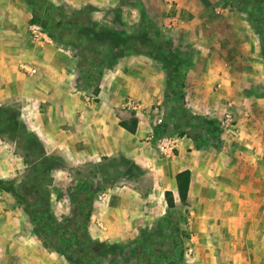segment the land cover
<instances>
[{
  "label": "rangeland",
  "instance_id": "1",
  "mask_svg": "<svg viewBox=\"0 0 264 264\" xmlns=\"http://www.w3.org/2000/svg\"><path fill=\"white\" fill-rule=\"evenodd\" d=\"M6 1L0 0V23L7 20ZM16 1L11 6L19 10ZM48 1L63 26L52 28L58 44L42 28L41 38L34 39L29 23V42L17 67L25 80L36 76L29 52L52 43L75 62L64 115L70 122L62 126L71 145L51 151L38 129L50 107L46 91L26 98L27 83L21 84L22 95L0 76V103L6 98L1 91L11 85L0 105V183L14 184L19 195L0 185V264H226L228 253L238 247L253 253L245 258L254 264L264 253V219L258 214L264 212V154L258 158L251 149V139L261 134L256 109L244 107L246 121L237 105L244 97L264 99V72L246 78L242 71L250 64L264 71L249 13L253 0H97L98 5L82 7ZM33 3L46 18L48 6ZM82 26L81 36L90 39L85 46L74 39ZM2 34L0 51L12 54ZM88 60L103 64L101 80L89 71ZM130 60L141 61V69L127 80L137 79V97L121 95L115 101L107 91L101 100L102 85L110 89ZM25 68L36 72L30 75ZM181 69L186 71L184 98L173 96L171 89ZM219 74H227L224 91L215 81ZM130 101L139 112L124 108ZM106 106L114 108L117 125L110 129L115 141L102 155L96 134L104 132L98 121ZM133 117L142 127L137 138L119 127ZM205 120L219 124V140L197 149L194 137L203 134ZM81 132L92 140L84 148L72 140ZM188 166L193 186L184 207L169 185ZM167 192L175 196L172 210ZM25 201L43 214L47 226L33 222ZM87 216L88 232L77 227ZM64 228L80 231L78 247L69 249L58 238L56 230ZM76 248L91 255L76 257Z\"/></svg>",
  "mask_w": 264,
  "mask_h": 264
},
{
  "label": "crops",
  "instance_id": "2",
  "mask_svg": "<svg viewBox=\"0 0 264 264\" xmlns=\"http://www.w3.org/2000/svg\"><path fill=\"white\" fill-rule=\"evenodd\" d=\"M50 1L53 2L55 5H72L73 7H77V6L82 7L83 3L84 4L91 3L93 5H98L97 0H50ZM11 4H13L11 0H9L8 2L6 1L3 4L4 9H5L4 15L6 16L7 20L5 22L3 21L4 23H0L1 24L0 31H2L3 33L1 35L2 38L6 39V42L8 41L7 43H5L7 44L6 47H11L12 50H14V52L10 51L11 53L12 52L13 53L9 54V51H6V48L0 51V76H2L3 79H7L8 81L10 80V82H13L12 86L17 87L16 88L17 91L21 90V92H18V93L19 94L22 93V95H25L26 90L22 89L21 84L23 82L27 83L26 85L28 89L27 91L28 97L26 98H30V96L32 95L36 96V94H39V92L42 90L46 91L45 94L48 97V102L50 104V107L47 110V114H43V115L41 114V116H43L44 119L42 123L38 126V129L41 130L42 135L46 138V141H48L51 144V147L49 148L51 151L55 150V148H57L58 146L63 147V144L69 147L71 145V143L68 140L70 137H68L67 133L64 132L65 130L62 129V126L66 127L69 121L68 118H66L64 115H66L67 113V104H68L67 101H68V96H69L68 84H69V81L72 82V79H74L76 76L75 75L76 65L74 64L75 62L70 61L71 59L69 58V56H67V54H60L61 50L56 46V44L54 43L46 44L43 48H38L36 51L32 49L29 52L28 61L29 63L32 64V68H35L36 71H38V74L34 76L33 78H28L26 80L23 79L24 77L19 73L17 64L18 62H20V58L22 59V61L24 58L22 56V52L24 49V45L27 43V40H28L26 36L27 34L26 29L28 28L30 20L32 19V15L30 14V12H28V8L25 7V5L27 4L25 3L24 5L23 1L17 0L15 3L18 6L19 10L15 9L16 6L13 7L11 6ZM22 17H24V23L21 22L22 24L19 25L18 23L22 19ZM257 46H258L257 49H259V44ZM258 53L259 51L256 54ZM130 63H131L130 68L126 70V72H119L120 78L119 77L117 78V80L115 81V84L110 89L107 88V86L106 88H103V85H102L101 93H100L101 100H103V96L106 95L105 93H107V91L108 92L112 91L111 93H109V95L110 94L113 95V100L115 101L116 99L121 100L119 98V96L121 95H122V99L125 95L137 97L139 89L137 91H134L138 87L136 86V89L134 88V85H137L134 81H136L137 79L131 78L129 81L127 80L129 79L128 78L129 75L135 76L137 74V70L141 69L140 67L141 61L136 62V60H132V61L130 60ZM144 63H146L144 65H146V68H147L149 66L148 63L147 62H144ZM247 64L249 63L247 62ZM242 71H244V77L246 78H250L248 76L251 73L264 72L263 69L259 66V64L256 67L251 64L250 66H244V68H242ZM220 73H222V71H220ZM121 75H122V78H121ZM43 77H45L44 80H43ZM239 78H241V76H239ZM226 80H227V74L226 75L219 74L218 76H215L216 83L219 84L220 88H223L222 89L223 91L224 89H227L226 87L224 88V84ZM41 81H43L42 82L44 83L43 85L40 84ZM10 87L11 85L6 86L3 89V91H1L2 96L4 97L6 96V98H3L4 100L2 101V103H0V105L4 104V102L9 98L8 95L10 94ZM227 92H229V90H227ZM234 101H237V100H234ZM99 104L103 105V103L101 102ZM104 105H107V104H104ZM237 105L240 107L238 114H240L241 118H243V120H246V121L248 119L245 118V116H248L249 112L244 107H249L250 112H251V109H256L255 115L253 116L256 117L254 121L261 128L260 129L261 134H258L256 135L255 138L251 139L252 141L251 149H253L255 154L257 153L259 155L258 156L259 158L261 154H264V133L262 134L263 132L262 128L264 127L263 126L264 125V99L244 97L243 100L240 99L237 101ZM257 109L259 110L257 111ZM111 111H114V108H112L111 106H108V107L106 106V108H104V114H102L101 116L102 118H100L98 121V126H100L101 128H104L103 130L104 132L98 134L100 136L96 134L97 136L96 140L100 146V151L98 152V154L107 155L108 149H111L112 147L110 144H112V142L115 141V137H114L115 134H112L110 129L114 128L115 125L117 124L115 122V118L111 116ZM58 115L60 117H58ZM249 120L252 122V119H249ZM246 127H248V125ZM145 129L149 131L146 127L144 128V130ZM141 130H142V127L140 123L135 135L129 134L128 132L127 133L130 137L137 138L142 134ZM63 133H65V135H63ZM249 137L250 136H248V139L250 140L251 137L250 138ZM72 140H75L73 142L80 144V148L82 147L84 148L86 142L87 143L92 142V140L87 139V136L85 135V133H82V132L80 134H74V137L72 138ZM53 144H56V146H53ZM86 149L88 148L86 147ZM71 150L74 152L73 149ZM184 170H190L192 172V168L189 166L178 171L172 177L170 185H169L170 189H172L173 191L176 190V180H175L176 175ZM192 186H193V174H192L191 189H192ZM250 204L254 205V202L251 201L249 205ZM258 214L261 218L264 219V212H260ZM232 251H233L232 253H228V257L226 258V261H227L226 264H248L247 257L245 258V256L250 257L253 255L252 252L245 250L244 247L243 249L241 247H238L236 248V251L235 250H232ZM229 255L231 256L229 257ZM254 261H255L254 264H264V253L260 252V257L259 258L255 257ZM222 264H225V263H222Z\"/></svg>",
  "mask_w": 264,
  "mask_h": 264
},
{
  "label": "trees",
  "instance_id": "3",
  "mask_svg": "<svg viewBox=\"0 0 264 264\" xmlns=\"http://www.w3.org/2000/svg\"><path fill=\"white\" fill-rule=\"evenodd\" d=\"M25 1L32 9V19L30 20V23L32 25L40 26L44 31L48 32L49 37L55 43L58 44V38L53 33L52 28L61 29L63 26L60 25L61 22H60L59 16H56L58 14H57V11L55 10V7L52 4H50L48 0H25ZM33 1L38 2L40 5L42 4V6L44 5L48 6L46 8H48L49 13H44V16H46V18H42L43 15H39L35 12V10H37L38 8V5L33 3ZM235 1L241 2V0H235ZM253 2L254 3L251 4L250 6L252 10L249 13L251 14L250 15L251 24L261 44L262 55H263L262 58H263V64H264V16H263L264 14H262V12L264 13V0H253ZM42 6H40V8ZM83 27L84 26L78 27L79 29H77L74 39L75 41L80 40L81 45L85 46L89 44L90 39L87 37L81 36L80 32H83ZM92 33H93V30H92ZM87 62H89L88 64L89 69H90L89 71L97 72L96 79L101 80V77L103 76V72H101L102 71L101 66H103V64L98 65L96 62H90L89 60ZM81 72L82 73L84 72L83 67L81 68ZM185 82H186V71H184V69H181V72L173 76V79H172L171 89H172L173 96L178 97L180 94L181 97L184 98L183 97L185 95L184 92L186 91ZM200 125L202 127L201 133L203 134H201L200 136L197 135L194 137V142L196 144L197 149H202L204 147H207L210 141L213 143L218 142L219 135H220V127L216 121L205 120L201 122ZM138 126H139V121L136 117H133L130 120V122L120 123V127L132 135L136 134L138 130ZM184 136H186V134L182 133L181 137H184ZM175 180H176V190H177L178 197L180 199V203L184 207H186L188 206V203H189V193H190L191 183H192V172L190 170H184L176 175ZM0 185L3 186L4 191L8 193H12L19 197V195H17L15 192L16 189H15L14 184H8L6 182H1ZM165 198L168 204V208L170 210L174 209L176 207L174 194L172 192H167L165 193ZM24 204L26 207V211L31 216L34 223H38L42 227L43 226L45 227L48 225L45 221L43 214H41L39 210H35L34 207L31 206L29 202L27 201H25ZM89 218L90 217L87 216L83 220L84 221L83 224L80 223L77 227L79 228L80 226V230H82L83 228L84 230L87 231L88 229L87 221H89ZM61 230L62 231L57 229L56 233L57 231H59L57 236L58 238L60 237V239H63L62 241L67 248L70 249V247H73V245L76 247L80 245L79 242H77L78 234L80 232L79 230H76V228L72 231L68 230V228H64ZM51 231H55V230L53 229ZM90 238H91L90 235L87 233V239H90ZM72 253L76 255V257H81L84 260L91 255L90 252L89 253L87 251L82 252L78 250L77 248ZM87 261H90V263H92L91 261L93 260L87 259Z\"/></svg>",
  "mask_w": 264,
  "mask_h": 264
},
{
  "label": "built area",
  "instance_id": "4",
  "mask_svg": "<svg viewBox=\"0 0 264 264\" xmlns=\"http://www.w3.org/2000/svg\"><path fill=\"white\" fill-rule=\"evenodd\" d=\"M32 34H33V37L34 39H37L39 40L42 36V33H41V27L38 26V25H33L32 29ZM25 71H27V73H29L30 75H33L35 72L30 69V68H25ZM125 109H129L131 111H134V112H139V110L141 109L135 102L133 101H130L128 102L125 106H124ZM230 122V117L228 116L227 117V120L226 122H224V125L228 124ZM159 123H161V121H159ZM164 151V150H163Z\"/></svg>",
  "mask_w": 264,
  "mask_h": 264
}]
</instances>
